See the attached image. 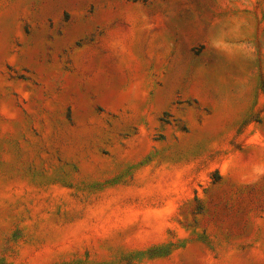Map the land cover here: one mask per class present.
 <instances>
[{
	"label": "rangeland",
	"instance_id": "374dc122",
	"mask_svg": "<svg viewBox=\"0 0 264 264\" xmlns=\"http://www.w3.org/2000/svg\"><path fill=\"white\" fill-rule=\"evenodd\" d=\"M0 264H264V0H0Z\"/></svg>",
	"mask_w": 264,
	"mask_h": 264
}]
</instances>
